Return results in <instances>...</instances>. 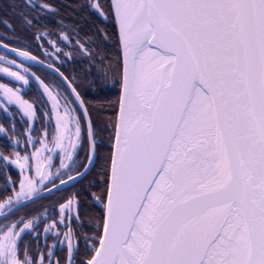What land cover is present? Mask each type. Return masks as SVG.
<instances>
[{"label":"snow or ice","instance_id":"obj_1","mask_svg":"<svg viewBox=\"0 0 264 264\" xmlns=\"http://www.w3.org/2000/svg\"><path fill=\"white\" fill-rule=\"evenodd\" d=\"M90 8L115 19L123 57L113 62L82 49L95 69L86 74L93 77L87 87L102 90L111 82L120 92L117 118L107 125L110 132L114 128L115 143L101 173L106 188L88 193L90 181L85 189L101 214L81 233L87 213L76 192L59 204L60 219L45 224L44 232L55 228L59 239L61 225L68 229L60 240L67 245L66 264H74L76 254L78 264H264V0H90ZM37 9L51 5L45 0L32 10ZM0 72L29 84L7 67ZM0 91L5 105L35 116V101L4 84ZM44 92L58 109L59 94L47 87ZM72 95L74 100L64 101V115L57 113L51 136L69 161L62 160L61 167L75 173L70 180L84 178L98 158L88 106L77 87ZM85 121L90 151L87 163L77 164ZM69 125L75 127V138L68 136L71 150L65 145ZM25 135L23 144L9 137L23 155L0 150V171L16 166L21 177L16 201H6L8 215L21 199L35 198L37 184L48 189L41 163L42 153L50 151L47 120L45 140ZM37 143L45 147L36 148ZM29 147L35 150L31 154ZM7 180L15 188L11 175ZM37 227L23 218L0 224V264H53L51 249L44 256L42 248L24 242V235L39 238Z\"/></svg>","mask_w":264,"mask_h":264},{"label":"flooded vegetation","instance_id":"obj_2","mask_svg":"<svg viewBox=\"0 0 264 264\" xmlns=\"http://www.w3.org/2000/svg\"><path fill=\"white\" fill-rule=\"evenodd\" d=\"M31 1H33L34 4H28L26 2V0H20L21 5H22V10H23V12L21 13V16H22L21 20H22L23 25H22V30H21L22 39L20 41L21 49H18V50L26 51V52H28V54L31 57H33V56L36 57L35 60L44 62V63L52 66L53 68L58 70L66 78V80L71 84L72 87H75V72H76V70L78 71L79 69L82 70V68L78 65L76 67L75 63L70 62V61L69 62L68 61L63 62V64H55L53 62H49L47 59H45L43 51L41 50L42 46L38 40L39 39L38 35L40 33H45L47 36H49L51 38L59 39L60 41L63 42V44L65 46L69 45L67 37L68 36L69 37L75 36L80 40V42H83V44L86 46L87 49L90 50L91 47L89 45V41L88 40H81L77 35L74 34L73 28L71 26H69L68 24H65L63 21L60 22V20H58L57 18L53 21V19L55 18V15L58 12L56 7L53 5L55 0H47V3H49L51 5V9L45 10V11H40L39 9H37L35 11L32 10L36 4H43L45 2V0H31ZM88 2H90V1L88 0ZM101 3H103V2H101ZM92 11L95 14H97L96 11H94V10H92ZM50 15H52V16H50ZM43 17H45V18H43ZM98 17H100V16L98 15ZM42 18L43 19H50L51 21L47 24H44V23H42ZM27 19H31L33 21V23L30 26L27 25L25 22ZM34 21H36L35 24H34ZM4 25H5V23H4ZM6 28L10 33L13 32L11 27H6ZM3 37L8 39V40L11 39L9 36H3ZM6 46L9 48H12V49H16V48L8 46V45H6ZM92 51L96 54V52L94 50H92ZM0 55L6 56L11 60L16 61L13 57L5 54L3 51H0ZM33 61L34 60H31L30 62H24V61H22V62L16 61V62H18L22 68V70H21L22 72L20 74L24 75L25 78L29 80V84L25 85L22 82L20 85V93L22 94V99L27 100L29 103H32L33 101H35V104H34V109L36 112L35 116L33 118H27L24 115L22 109H19V110L16 109V111L10 112L9 107H11V106H7L1 101L8 108L9 112H8V114L0 113V115H4L5 117L9 118L11 120L9 122H15V120L17 119L19 122V125L22 128V138L17 139L15 137L17 140L20 141L21 144H23L25 139H26L25 133H29L32 136V138L36 141L42 140V137H43V130L41 127L42 118H45L47 120V123H50L51 128H52V133H48V137L51 139V136L54 135L55 125L53 122V114H52L51 108H50L47 100L45 99V97L42 93V90L40 88V85H39V83L40 84H42V83L47 84L48 80H44V78H46V76L52 77L54 79V81L56 83H58L64 89V91L66 93L65 96H67L71 100H74L73 96L65 88V86L58 79V77H56V75H54L52 72H50L46 69H43L39 66L31 64V62H33ZM85 74H87V73H85ZM31 98H44L45 107L47 108V110L43 111L41 108V104L38 101L33 100ZM45 113H47V116H45ZM13 116H16V117H13ZM33 122H34V127L30 128V126L33 125ZM0 126H1V123H0ZM85 133H86V131H85ZM9 137L5 138V140L3 142H1L2 140H0V143L3 144V146L0 145V150L11 152L12 144L9 143ZM13 138L14 137H11V139H13ZM86 139H87V137H86ZM87 142H88V140H87ZM37 144H39V143H37ZM37 144H36V148L38 146ZM88 145H89V143H88ZM51 146H52V142H48V149L49 148L51 149L52 148ZM89 149H90V145H89ZM111 149H112V144H111ZM19 150L21 153L24 152V149L22 147ZM31 150H34V149L29 147L28 153H31ZM110 156H111V153H110ZM110 156H109V159H110ZM84 162L87 163V161H84ZM33 163H37V162H34V159L31 162L32 170L35 173L36 167L33 165ZM51 163H52V168L56 167L54 162H51ZM109 165H110V161H109ZM92 168H93V166L87 172V174L84 178H80L79 180H77L74 183H70V179H66L67 181L64 180L65 181L64 184H61L60 181L55 182V184L57 186H60V188H58L59 190H55V191L48 193L47 195H45L39 199H35V200H32L30 202L25 203L24 205L20 206L19 208L15 209L13 212H11V215H6L7 219H5V218L0 219V224L10 223V222L18 220L20 218H23L25 221H31L34 224H37L38 227L36 228V231L39 233V238L36 239L33 236L24 235V238H23L24 242L31 243V245L34 249L39 250L42 248L44 256H47L49 249H51L52 253H54V255L52 256L53 264H55V261L57 259H59L61 261V264H66L67 245H66V243L61 244L60 240L64 239L62 233L66 232L68 229L61 226L59 228V231L61 232V236L59 237V239H57V237H56L57 229H55V228L53 229L56 231L55 233H53V232L52 233L51 232L45 233L44 227H45V224L50 225V224H52L53 220H57V218L59 216V204L64 203L74 193V191H70V192L66 191L67 193L66 192L59 193V191H62L66 188L70 189L72 186H74L76 184H80L79 182H81L80 187L83 189V191H85L86 186L88 185V183L90 181H94V184L90 189H87L88 193L99 192V191H101L102 188H106V185L103 183L102 177L100 179H96L94 177V175H93L94 173H93ZM81 171H83L82 168H81ZM9 175H11V178L13 180H16V182H17V185L15 186V188L7 180V177ZM74 175H75V173L71 176H74ZM20 178H21L20 177V169L16 166H11L10 169L0 171V203L5 202L9 197L14 195L16 191H19V180H20ZM100 184H102L103 187H101ZM50 188H52V184L48 186V189H50ZM48 189H45V188L41 189V191L35 193V196L46 191V190H48ZM22 201H25V200L21 199L18 203H15L14 206L12 207V209L14 207H16ZM89 202L92 204V202L90 200H89ZM92 207L99 211V206H93V204H92ZM9 211H10V206L8 205V207L6 209H4L3 211H1L0 214L8 213ZM73 215H74V213H73ZM21 227H22V225H21ZM72 227L76 228L77 223L74 222L72 224ZM74 243H75V241H74ZM45 244H47L48 247H44ZM81 244H83L82 241H81ZM80 249H82L81 245H80ZM80 253H83L82 250H80ZM79 259H80V254H76V261L74 262V264H76L79 261ZM45 264H47V261L45 262Z\"/></svg>","mask_w":264,"mask_h":264},{"label":"trees","instance_id":"obj_3","mask_svg":"<svg viewBox=\"0 0 264 264\" xmlns=\"http://www.w3.org/2000/svg\"><path fill=\"white\" fill-rule=\"evenodd\" d=\"M101 2L105 3L106 0H101ZM53 5L58 11L53 21L57 18L60 20V22L63 21L65 24H68L73 28L74 34L77 35L81 40L89 41L91 49L94 50L98 56L107 55L109 60L116 62L117 58L120 57V53L116 30L111 15L108 16L106 21L101 20L98 15L95 14L89 7L88 0H55ZM22 12L23 10L20 0H0V43L14 47L16 49H21L20 41L22 39L21 30L23 25L21 20ZM43 18L42 23L44 24H47L51 21L50 19ZM5 21L12 28V33H10L4 25ZM35 22L36 21H34V24ZM104 34H106V38H104ZM3 36H9L11 39L8 40ZM92 78L93 77L87 76L81 69L78 71L76 70L75 72V87H77V90L81 92L85 104L88 106L91 121L96 127L98 158L96 159L92 169L94 177L96 179H100L102 177L101 173L104 172L105 168L109 167V156L111 153V144L113 142V138L110 139V136L113 137L112 132L114 128L110 132L107 125L110 121L114 122L116 118L119 87L112 86L103 87L102 90L100 88L92 90L87 87L88 80ZM44 80L46 79L44 78ZM31 99L38 101L41 104L43 111L47 110L45 107L44 98ZM114 103L115 106H113ZM9 111L14 112L16 109L14 107H9ZM9 121H11L9 118L5 117L4 115H0L1 126L10 132L12 136L16 137L17 139H21L22 128L19 125L18 120L16 119L15 122ZM45 122L46 119L42 118V130L45 127ZM13 125L15 126L14 129ZM47 127L48 133H52L50 123H47ZM13 132L15 134H13ZM0 140L3 142L5 137H0ZM0 145L3 146L1 143ZM105 157L108 158V162L105 161ZM79 183L81 184V182ZM80 184H76L70 189L66 188L62 191H59V193L66 191L81 193V212L87 213L86 216H82L85 228L79 229V231L83 233L88 228L91 218L96 215H100L101 213L92 207V204L89 202V199L86 198L85 191H83V189L80 187ZM100 186L103 187L102 184H100ZM91 227H95L94 221L92 222ZM89 234H91V232H89ZM81 248L82 249L80 250L83 252V244H81ZM76 264H78V262Z\"/></svg>","mask_w":264,"mask_h":264},{"label":"rangeland","instance_id":"obj_4","mask_svg":"<svg viewBox=\"0 0 264 264\" xmlns=\"http://www.w3.org/2000/svg\"><path fill=\"white\" fill-rule=\"evenodd\" d=\"M26 2L28 4H34V2L31 0H26ZM89 7H90V2H89ZM99 18L103 21L107 20V19H104L102 17H99ZM40 37H42V38H40ZM38 38H39L38 40L42 46L41 50L43 51L45 59H47L49 62H53L55 64H63V62H66V61L74 62L76 67H77V65L80 66L84 73L91 71L93 74H95V69L90 67L89 57L82 51V49L86 48V46L83 44V42H80V40L77 37H75V36L69 37L68 36L67 37L68 42H69L68 46H65L63 44V42L60 41L59 39L51 38V37L47 36L45 33H40L38 35ZM89 51L93 52L92 49H90ZM13 61L14 60H11L6 56L0 55V68L7 67V68H9L10 71H16L20 74L22 72L21 71L22 68H21L20 64L16 61H14L15 63H13ZM45 79L48 80L47 84H43V83L40 84L39 82L38 83L40 85V88L42 90V93H43L45 99L47 100V102L51 108V111L53 114V122L55 125V132H54V134H55L56 133V124H57V113H59V115H64V101H65V99H68V100H71V99L68 98L67 96H65L66 93H65L64 89L58 83H56L52 77L46 76ZM22 82L23 81L17 82V81H15V79L13 77H9V76H7L6 73L0 72V84H4V85H6L10 88H13L14 90L20 92V85ZM111 86H114V85H112L111 82H109L107 87H111ZM116 86H118V85H116ZM45 87H47L51 91L53 96H56L57 94H59L60 101H59V108L58 109L53 107V104L55 102L49 98V96L46 92H44ZM0 94L3 95L2 91H0ZM14 108L18 110L19 105H16ZM0 109H4V111H0V113L8 114V112H9L8 108L1 101H0ZM113 133H114V129H113L112 134ZM69 135H71V136H73V138H75V127H74V125H69V129L65 130V145H66L67 150H71L70 145H68V136ZM2 136L5 138H8L9 136L14 137L6 129H5L4 133H0V137H2ZM113 136H114V134H113ZM81 139L83 141V147L81 148L79 146L80 142L78 141L76 151H78L79 155L75 156V154H74V158L76 159L77 164H79L81 161H83V162L86 161L84 159L85 155L87 152L90 151L89 145H88V142L86 139L85 126L82 130ZM12 140H17V139L14 137ZM42 140H45L44 135L42 137ZM48 142H52V141L47 136V138H46V147L47 148H48ZM37 145H38L37 148L45 147V144L39 143ZM51 147H52L51 149L49 148L50 151L43 152L42 157H41V162L43 165V172L45 175H48V180L45 181V184H47L48 186L51 185V183L49 181H55V182H58L61 180L64 181L66 179H69V176L74 174V172L71 169L61 167V161L62 160L65 164L69 163L67 158L64 156V150L55 148L53 143H52ZM19 149H16L15 145L12 144L11 152L20 151ZM34 151L35 150H31V153ZM23 153H21V154L23 155ZM31 153H29V154H31ZM34 162H37V161L34 159ZM51 162H54L56 167L52 168ZM33 165L36 167V163H33ZM73 167H75V166H73ZM25 174H28V173L26 172ZM31 174L33 176L36 175V173H34L33 170H32ZM43 188H44L43 185L37 184L36 193L41 191V189H43ZM11 198L14 202L16 201L15 194L12 195ZM6 201L3 202L5 206L3 208H0V212L8 207V204L6 203ZM73 213H74V210H73ZM58 219H60V213H59L57 220ZM53 229H52L51 233L56 232Z\"/></svg>","mask_w":264,"mask_h":264},{"label":"water","instance_id":"obj_5","mask_svg":"<svg viewBox=\"0 0 264 264\" xmlns=\"http://www.w3.org/2000/svg\"><path fill=\"white\" fill-rule=\"evenodd\" d=\"M113 19V22H114V26H115V30H116V35H117V40H118V45H119V34H118V28H117V25H116V22H115V19L112 17ZM0 50L3 51L5 54L13 57L15 60H17L18 62H22L19 58H17V56L14 54V49L12 48H9L7 47L6 45L0 43ZM119 53H120V59L122 61L123 57L121 56V50H120V45H119ZM31 64L33 65H36V66H39L43 69H46L50 72H52L54 75H56V77H58V79L62 82V84L65 86V88L69 91V93L72 95V86H70L71 84L65 79V77L58 71L56 70L55 68H53L52 66L44 63V62H41V61H38V60H34L33 62H31ZM119 95H120V92H119ZM1 96V95H0ZM73 96V95H72ZM73 99H75V97L73 96ZM119 99V97H118ZM4 103V102H3ZM78 104V102H77ZM118 111H119V108H118V105H117V112H116V118H117V114H118ZM115 118V120H116ZM85 131H86V137H87V140H88V136H87V121H85ZM89 143V141H88ZM115 143V140H114V136H113V142H112V149H111V153H112V150H113V145ZM111 157V156H110ZM91 169V168H90ZM89 169V170H90ZM80 178H77V179H74V180H70V183H74L76 182L77 180H79ZM58 188H60V186H58ZM51 191L46 190L38 195L35 196L34 199H31L29 201H22L21 203H19L16 207H14L11 212H13L15 209L19 208L20 206L24 205L25 203L27 202H30L32 200H35V199H39L45 195H47L48 193H51L53 191H55L56 189H52L50 188ZM9 213V212H8ZM8 213H4V214H0V219L4 218L6 215H8Z\"/></svg>","mask_w":264,"mask_h":264},{"label":"bare ground","instance_id":"obj_6","mask_svg":"<svg viewBox=\"0 0 264 264\" xmlns=\"http://www.w3.org/2000/svg\"><path fill=\"white\" fill-rule=\"evenodd\" d=\"M19 52H21L20 50H16L14 49V54L17 56V58H19L21 61H24V62H30L32 59H31V56L29 55L28 57H23V56H20L19 55Z\"/></svg>","mask_w":264,"mask_h":264}]
</instances>
